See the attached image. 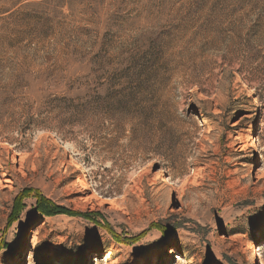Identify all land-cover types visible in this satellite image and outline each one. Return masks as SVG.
<instances>
[{"label":"rangeland","instance_id":"374dc122","mask_svg":"<svg viewBox=\"0 0 264 264\" xmlns=\"http://www.w3.org/2000/svg\"><path fill=\"white\" fill-rule=\"evenodd\" d=\"M263 146L264 0H0V264H264Z\"/></svg>","mask_w":264,"mask_h":264},{"label":"trees","instance_id":"16d2710c","mask_svg":"<svg viewBox=\"0 0 264 264\" xmlns=\"http://www.w3.org/2000/svg\"><path fill=\"white\" fill-rule=\"evenodd\" d=\"M88 96L77 94L76 98L71 99L72 105L71 107H68L65 110H62V112L69 113L70 118L72 122H75V124L79 123L80 120L84 118H91L92 115H98L101 116L104 115L106 106L104 98L101 97H95L92 99H87ZM145 156V155H144ZM34 190H29L26 192L27 194L24 196V193L18 197L15 200V206L14 211L11 215V222L17 220L20 216V213L23 208V200L25 197H27L30 192ZM36 194L38 195V204L37 208L43 215L46 216H53L57 214H68L70 216H77V217H91L90 214H85L81 212H75V211H68L64 208H61L59 206H53L52 202L48 200L47 198L43 197L39 191H36ZM164 231H166L164 229Z\"/></svg>","mask_w":264,"mask_h":264},{"label":"bare ground","instance_id":"6f19581e","mask_svg":"<svg viewBox=\"0 0 264 264\" xmlns=\"http://www.w3.org/2000/svg\"><path fill=\"white\" fill-rule=\"evenodd\" d=\"M210 98L208 95L207 97H205V101H204V105H201V107L203 106H211L212 107V104L210 102ZM216 106V105H215ZM41 133L42 137L43 138H46V139H52L53 141V134L48 131L42 124H34L32 125V127H30V129L28 130V134H34V133ZM56 141V140H55ZM262 150H264V146L262 148ZM146 160L144 159L143 156H136L134 159H133V163L134 164H141V163H144ZM164 161H160V164H163ZM152 169V164L151 163H148L146 166H145V170H151Z\"/></svg>","mask_w":264,"mask_h":264}]
</instances>
